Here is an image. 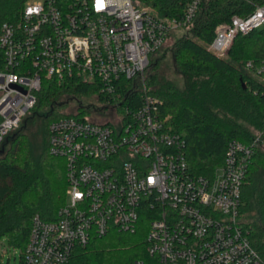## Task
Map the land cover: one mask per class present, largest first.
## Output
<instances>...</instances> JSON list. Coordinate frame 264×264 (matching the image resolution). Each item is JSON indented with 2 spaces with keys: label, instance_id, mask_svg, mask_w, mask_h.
<instances>
[{
  "label": "built area",
  "instance_id": "obj_1",
  "mask_svg": "<svg viewBox=\"0 0 264 264\" xmlns=\"http://www.w3.org/2000/svg\"><path fill=\"white\" fill-rule=\"evenodd\" d=\"M0 22V148L35 107L44 78L76 79L107 96L111 119L65 116L49 124V147L66 160L58 218H33L22 264H76L79 249L112 231L146 226V256L131 264H264L241 217L243 186L261 136L233 139L211 176L193 171L186 140L140 86L139 107L121 104L151 54L189 26L203 0L162 16L133 0H19ZM220 23L208 49L228 55L239 35L264 28V0ZM246 69L264 83V59ZM106 107V108H107Z\"/></svg>",
  "mask_w": 264,
  "mask_h": 264
},
{
  "label": "trees",
  "instance_id": "obj_2",
  "mask_svg": "<svg viewBox=\"0 0 264 264\" xmlns=\"http://www.w3.org/2000/svg\"><path fill=\"white\" fill-rule=\"evenodd\" d=\"M133 1L150 6L162 16L179 18L190 0ZM243 5L244 0H203L187 32L175 41L176 63L192 82L184 90L169 84L148 89L149 94L160 99L159 115L167 118L168 125L185 138L187 158L197 174L213 175L223 163L231 140L250 143L256 137L236 128L231 122L234 118L264 130V83L246 69L248 61L258 63L264 59V28L239 35L225 57L208 49L216 27L234 14H243ZM20 6L19 0H0V22L9 19V13ZM150 80L152 85L157 79L154 76ZM124 81L127 86L119 104L139 107L141 84L137 82L134 87L132 81ZM64 96L76 101L77 106L70 111L60 109L68 105L62 101ZM88 96L100 102L108 100L96 87L76 79L59 82L44 78L37 104L29 112L34 115L24 118L32 127L31 133L16 135L15 129L3 144L12 142L7 154L6 149L0 152V239L8 236L10 245L19 247L22 255L34 216L57 219L59 208L66 202V160L50 152L49 124L65 116L96 120L92 117L91 105L81 101ZM242 200L241 217L249 229L252 244L264 259V132L251 161ZM251 212L254 215L249 217ZM146 255L144 232L131 234L114 230L104 237H95L79 249L75 262L131 264L137 257Z\"/></svg>",
  "mask_w": 264,
  "mask_h": 264
},
{
  "label": "rangeland",
  "instance_id": "obj_3",
  "mask_svg": "<svg viewBox=\"0 0 264 264\" xmlns=\"http://www.w3.org/2000/svg\"><path fill=\"white\" fill-rule=\"evenodd\" d=\"M144 6V5H142ZM187 31L185 29H181L178 31H175L171 34L170 38L166 42L163 49H160L156 51L155 53L151 54L152 64L149 69H147L143 75L139 79V84L145 85L148 89H160L164 86L167 87V85H172L173 87L184 90L189 82H192V78L189 77L176 63L175 60V44L176 40L184 35ZM156 77V81L150 85L151 80L150 78ZM148 85V86H147ZM62 101H67L68 105L63 106L60 109H63L64 111H70L72 107L77 106L76 101L70 99V97H65L62 99ZM82 103L84 105H91V109L94 111V118L98 121H105L109 120L113 117L114 112L111 108H105L102 111H98V109L105 107L104 102L97 101L94 97L88 96L84 97L82 100ZM30 115H34L33 112L28 114V117ZM97 115V116H95ZM27 117V118H28ZM233 124H236V128L242 130L243 133H248L250 136H262V133L264 130H260L256 128L253 124L245 121V120H239L234 118L231 120ZM29 121L27 119L24 120V122L16 129V135H18L20 132H30L32 127L30 126V123L28 125ZM12 140V139H11ZM12 146V142H7L3 147L0 148V152L3 149H6V153L8 152V149H10ZM36 151L37 148L35 147ZM1 156V154H0ZM254 213V212H253ZM249 217L252 214H248ZM140 232H144L146 235V226L142 227V230ZM0 264H22V250L19 247H16L14 245H10L8 236H2L0 239ZM113 264V263H111Z\"/></svg>",
  "mask_w": 264,
  "mask_h": 264
},
{
  "label": "water",
  "instance_id": "obj_4",
  "mask_svg": "<svg viewBox=\"0 0 264 264\" xmlns=\"http://www.w3.org/2000/svg\"><path fill=\"white\" fill-rule=\"evenodd\" d=\"M243 86L246 87V84L244 83Z\"/></svg>",
  "mask_w": 264,
  "mask_h": 264
}]
</instances>
